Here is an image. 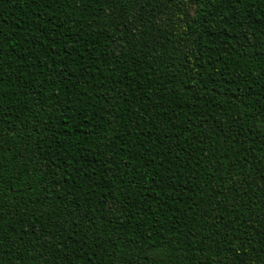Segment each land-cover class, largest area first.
Segmentation results:
<instances>
[{"label":"trees","instance_id":"trees-1","mask_svg":"<svg viewBox=\"0 0 264 264\" xmlns=\"http://www.w3.org/2000/svg\"><path fill=\"white\" fill-rule=\"evenodd\" d=\"M0 264H264V0H0Z\"/></svg>","mask_w":264,"mask_h":264}]
</instances>
